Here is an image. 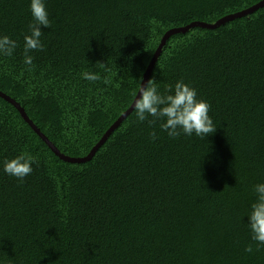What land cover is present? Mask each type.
I'll return each mask as SVG.
<instances>
[{
    "label": "trees",
    "instance_id": "trees-1",
    "mask_svg": "<svg viewBox=\"0 0 264 264\" xmlns=\"http://www.w3.org/2000/svg\"><path fill=\"white\" fill-rule=\"evenodd\" d=\"M261 1L46 0L51 27L29 68L28 0H0V34L19 45L0 57V92L62 154L85 157L168 31ZM154 73L162 91L182 80L209 103L217 127L205 141L169 139L158 125L150 140L131 111L89 159L67 161L0 96V161L39 157L23 183L0 171V264H264V247L244 252L251 189L264 181V4L171 33Z\"/></svg>",
    "mask_w": 264,
    "mask_h": 264
},
{
    "label": "clouds",
    "instance_id": "clouds-1",
    "mask_svg": "<svg viewBox=\"0 0 264 264\" xmlns=\"http://www.w3.org/2000/svg\"><path fill=\"white\" fill-rule=\"evenodd\" d=\"M28 12L31 21L28 24V33L23 36L22 47L23 63L30 68L34 60L31 53L44 50L41 40L42 28H50L51 21L46 0H28ZM18 46L16 39L0 34V57H12ZM126 59L130 61V58ZM129 67L130 64L122 69L125 77L121 78L130 76ZM118 71L121 70L117 69ZM81 75L83 79L89 81L98 78L89 72H83ZM136 80L139 82V88L130 108L137 123H146L150 129H153L149 132L150 140L154 141L158 138L154 130L157 125L159 130L172 140L183 136L205 141L206 137L215 131L217 126L209 115L211 106L206 100L198 97L196 88L178 80L174 84L166 85L162 91L155 73L146 83H141L140 79ZM33 165H39L38 155L24 150L11 159L0 161V171L15 178L18 183H23L25 178L33 173ZM251 191L254 200L249 204L248 211L244 215L247 217L245 225L252 241L244 248V252L249 255L264 247V181L254 184Z\"/></svg>",
    "mask_w": 264,
    "mask_h": 264
},
{
    "label": "water",
    "instance_id": "water-1",
    "mask_svg": "<svg viewBox=\"0 0 264 264\" xmlns=\"http://www.w3.org/2000/svg\"><path fill=\"white\" fill-rule=\"evenodd\" d=\"M264 4V0H262L261 2H259L258 4L248 8V9H245L241 12H238V13H234V14H231V15H227V16H224L222 18H220L219 20H217L216 22L214 23H202V22H194V23H191L189 26H186V27H181V28H176V29H172L170 31H168L161 39L160 41V44L159 46L157 47L156 51L154 52V55L153 57L151 58L145 72H144V75H143V78H142V81L141 83H146L147 80L149 79L150 77V74H151V70L157 60V57L159 55V53L161 52L162 50V47L164 45V42L166 40V38L171 34V33H175V32H183L185 30H187L189 27H192V26H201V27H207V28H214V27H217L218 25L228 21V20H231V19H234V18H237V17H241L243 15H246L250 12H252L253 10L257 9L258 7L262 6ZM0 96H2L4 99H6L7 101L11 102L20 112L21 116L23 117V119L36 131V133L45 141V143L52 149V151L58 155L61 159H64V160H67V161H72V162H79V161H84V160H87L89 159L92 155H94V153L96 152V150L98 149V147L106 140V138L108 137V135L120 124V122L132 111V108H130V106L128 107V109L126 111H124L119 117L118 119L108 128V130L105 132V134L103 135V137L98 141V143H96L95 146L92 147V149L90 150V152L88 153V155H86L85 157H79V158H73V157H68V156H65L64 154H62L55 146L54 144H52L48 138L33 124V122L28 119V117L26 116L25 114V111L24 109L18 104L16 103V101H14L12 98L2 94L0 92ZM135 98V97H134Z\"/></svg>",
    "mask_w": 264,
    "mask_h": 264
}]
</instances>
